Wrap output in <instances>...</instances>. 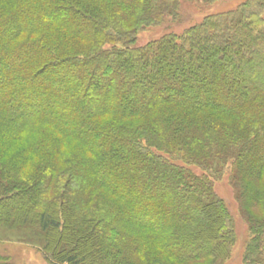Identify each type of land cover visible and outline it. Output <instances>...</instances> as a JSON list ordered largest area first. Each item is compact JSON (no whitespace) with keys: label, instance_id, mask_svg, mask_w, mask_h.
Returning <instances> with one entry per match:
<instances>
[{"label":"trees","instance_id":"trees-1","mask_svg":"<svg viewBox=\"0 0 264 264\" xmlns=\"http://www.w3.org/2000/svg\"><path fill=\"white\" fill-rule=\"evenodd\" d=\"M178 7L179 0L0 7L3 130L12 140L38 126L21 157L49 153L21 182L0 173V219L52 228L45 249L56 264H130L123 249L138 243L121 236L122 220L168 232L162 245L178 259L227 257L232 217L209 176L230 161L240 193L264 199L251 180L264 166V0L134 45L141 29L177 17ZM98 188L120 205L95 201ZM251 230L245 262L264 264V219Z\"/></svg>","mask_w":264,"mask_h":264},{"label":"rangeland","instance_id":"rangeland-1","mask_svg":"<svg viewBox=\"0 0 264 264\" xmlns=\"http://www.w3.org/2000/svg\"><path fill=\"white\" fill-rule=\"evenodd\" d=\"M247 1L249 0H179L177 17L168 15L161 24L141 29L134 45H146L168 33L180 34L187 28L202 22L207 16L236 10ZM12 5L13 0H0V7L12 9ZM20 39L17 37L14 42ZM232 118H229L228 122L234 123L235 118ZM236 123L239 122L235 121L234 124ZM3 128L0 121V173L2 176L6 172L13 173L15 179L12 181L21 182L36 171L35 165L43 161L44 154L49 153H32L28 149L27 152L25 151L26 157H21L25 141L39 138L41 133L37 131L38 126L32 127L30 131L17 133L18 136L13 137L12 140ZM72 150L74 149L70 143L62 147L64 153L70 154ZM175 161L198 175H208L207 170L200 166L187 164L182 160L176 159ZM258 165L257 163L256 168ZM232 170L233 163L230 161L220 173L214 172L209 176L215 195L224 200L232 217L225 225L231 233L227 257L213 260L211 256L206 255L204 257L194 256L187 260L178 259L162 245V240L167 237L168 232L149 231L131 221L122 220L116 222L121 230V236L129 237L132 242L138 243L133 247L127 246L123 249L126 255L124 258L129 260L130 264H247L245 254L253 235L251 221L264 219V199L255 202L249 193L242 195L235 185ZM255 174L256 176H252L253 179H251L253 185L264 188V166L259 174ZM2 180L5 182V179ZM3 189L2 187V191ZM2 191L0 190V204L6 201V197L1 194ZM95 195L96 198L99 197V199H94L95 201L100 202L101 200L107 205L112 203L120 205L121 203L120 199L103 188L96 189ZM53 235L52 228L47 233L43 232L36 220L20 225L0 219V264H56L51 258V253L45 249L47 237L51 238Z\"/></svg>","mask_w":264,"mask_h":264}]
</instances>
